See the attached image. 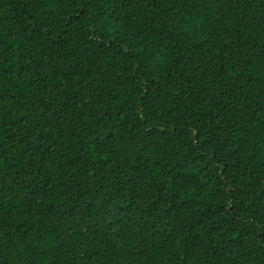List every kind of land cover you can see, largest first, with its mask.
Instances as JSON below:
<instances>
[{
	"label": "trees",
	"instance_id": "16d2710c",
	"mask_svg": "<svg viewBox=\"0 0 264 264\" xmlns=\"http://www.w3.org/2000/svg\"><path fill=\"white\" fill-rule=\"evenodd\" d=\"M0 264H264V0H0Z\"/></svg>",
	"mask_w": 264,
	"mask_h": 264
}]
</instances>
